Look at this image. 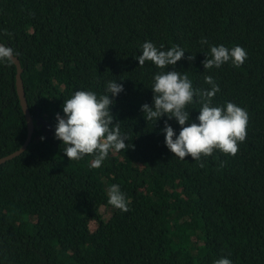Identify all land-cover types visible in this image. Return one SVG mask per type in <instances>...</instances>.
Listing matches in <instances>:
<instances>
[{"label": "trees", "instance_id": "1", "mask_svg": "<svg viewBox=\"0 0 264 264\" xmlns=\"http://www.w3.org/2000/svg\"><path fill=\"white\" fill-rule=\"evenodd\" d=\"M0 41L19 54L41 122L26 151L0 165V264H264V0H0ZM145 42L179 45L185 58L174 69L140 67ZM220 45L245 49L243 65L205 70ZM168 70L186 72L194 90H209L212 76L213 106L247 111L234 157L181 160L166 146L168 117L145 119L154 76ZM16 73L0 61V159L27 139ZM112 81L124 91L110 111L133 147L110 151L100 168L92 156L70 161L55 138L57 114L76 91L99 98ZM196 101L186 110L199 123ZM168 123L178 136V122ZM111 185L130 200L128 212L108 203Z\"/></svg>", "mask_w": 264, "mask_h": 264}, {"label": "clouds", "instance_id": "2", "mask_svg": "<svg viewBox=\"0 0 264 264\" xmlns=\"http://www.w3.org/2000/svg\"><path fill=\"white\" fill-rule=\"evenodd\" d=\"M200 43L208 44V40L202 38ZM163 48V45L158 49L152 42H145L142 45V55L136 58L140 67L146 61H151L157 68L174 66V69L177 62L185 58V51L179 45L168 50H162ZM18 55L11 47L0 44V61L15 63L14 58ZM195 57L190 55L187 59L193 61ZM206 57L203 61L205 70L220 68L229 61L239 68L247 59V52L241 46L231 49L223 45L211 46ZM205 83L211 86L209 90H194L186 72H159L154 76L151 88L154 93V110L148 104H144L141 109L147 121H159L167 116L168 121L175 119L178 122V136L168 121H165L162 132L165 134L167 148L181 160L191 156L194 161H199L201 156H212L217 150L234 157L239 151V144L247 136V111L232 102H227L225 106H213L212 100L220 88L212 76H205ZM123 91L122 84L112 81L106 86L107 95L98 98L95 92L80 90L64 101V116H56L58 123L55 138L63 142L62 152L70 161L92 156L90 166L100 168L110 151L119 153L133 147L125 143L130 140L127 134L121 133L120 123H114L115 118L110 111L115 104V100L110 97H117ZM194 97L202 105L197 117L199 123L191 121L190 113L186 110L187 105L194 102ZM220 166L223 167L224 162ZM200 167L203 168L204 164L201 163ZM107 195L111 206L123 212L129 211L130 200L119 185H111L107 189ZM215 264H232V261L220 258Z\"/></svg>", "mask_w": 264, "mask_h": 264}, {"label": "water", "instance_id": "3", "mask_svg": "<svg viewBox=\"0 0 264 264\" xmlns=\"http://www.w3.org/2000/svg\"><path fill=\"white\" fill-rule=\"evenodd\" d=\"M0 44L5 45L1 41H0ZM5 46H7V45H5ZM14 62H15L14 65L16 66V69H17L16 90H17V94L19 96L21 107L23 109V112H24V115L26 118L28 133H27V139H26L25 143L22 145V147L19 150L15 151L14 153L1 158L0 159V165L6 163L9 160H12L13 158H15V157L19 156L20 154H22L23 152H25L26 149L28 148L31 140H32V136H33L35 129L39 128L40 124H41L40 121H35V119L31 115V112L29 110V106H28V102H27V98H26V93H25L24 82H23V78H22L23 68H22L21 62H20L19 58H17V57L14 58ZM42 129L43 130L47 129V131L51 134V129L49 127H47L46 125H43Z\"/></svg>", "mask_w": 264, "mask_h": 264}]
</instances>
